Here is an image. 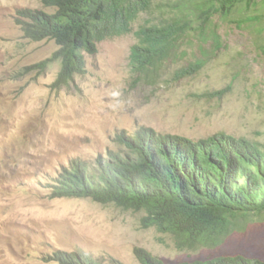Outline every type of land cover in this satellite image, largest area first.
<instances>
[{"label": "rangeland", "instance_id": "rangeland-1", "mask_svg": "<svg viewBox=\"0 0 264 264\" xmlns=\"http://www.w3.org/2000/svg\"><path fill=\"white\" fill-rule=\"evenodd\" d=\"M25 8L54 11L42 0H0V264H60L44 257L58 248L126 264H141L137 247L168 263L234 253L264 259V218L254 217L218 246L189 250L172 234L143 225V211L89 197H51L44 185L72 159L92 162L118 149L116 135L142 125L193 140L223 131L264 147V32L235 22L251 13L245 2L218 21L224 47L188 77L172 79L177 67L200 56L197 44L182 40L188 59L166 66L156 85L137 80L129 65L136 42L130 33L101 41L86 55V73L60 90L51 87L59 61L21 75L58 49L47 36H25L16 22ZM162 9L168 11L166 4ZM160 15L156 9L138 21ZM225 87L221 97L203 96Z\"/></svg>", "mask_w": 264, "mask_h": 264}, {"label": "trees", "instance_id": "trees-1", "mask_svg": "<svg viewBox=\"0 0 264 264\" xmlns=\"http://www.w3.org/2000/svg\"><path fill=\"white\" fill-rule=\"evenodd\" d=\"M56 8L50 13L25 8L19 11L25 35L48 36L59 45L53 54L21 74L43 70L59 60L60 69L51 87H71L87 71L86 55L95 54L101 41L133 33L129 65L137 80L161 82L166 66L188 59L181 50L185 41L197 44L200 56L177 67L172 79L199 71L222 47L219 20L245 2L251 13L239 26L264 32V0H42ZM168 7V11L162 9ZM159 9L156 20H138ZM138 26L135 27V24ZM258 27V28H257ZM264 50V43L262 44ZM229 87L206 92L221 97ZM120 147L109 149L94 161L72 159L56 179L46 184L53 197H90L94 201L134 211H144L142 224L173 235L180 248L215 247L254 217L264 218V147L248 137L223 131L193 140L140 126L133 133H118ZM135 254L142 264H264V259L243 253L221 254L168 263L144 248ZM50 258L63 264H125L111 257L95 259L76 251L54 250Z\"/></svg>", "mask_w": 264, "mask_h": 264}, {"label": "clouds", "instance_id": "clouds-1", "mask_svg": "<svg viewBox=\"0 0 264 264\" xmlns=\"http://www.w3.org/2000/svg\"><path fill=\"white\" fill-rule=\"evenodd\" d=\"M55 10H56V8H54V11L53 12H55ZM45 11V10H44ZM46 12H48V11H46ZM53 12H50V13H53ZM18 17H21V14L19 13V16ZM17 17V18H18ZM17 18H16V22H17ZM18 23V22H17ZM19 24V23H18ZM20 26H21V24H19ZM21 28H22V26H21ZM23 30V29H22ZM24 31V30H23ZM24 34H25V32H24ZM26 36V35H25ZM26 37H28V36H26ZM43 37H45V36H43ZM43 37H41V38H43ZM48 37V36H47ZM31 38V37H30ZM41 38H33V39H41ZM54 40V39H53ZM55 41V40H54ZM56 42V41H55ZM56 44H57V42H56ZM58 45V44H57ZM58 47H59V45H58ZM57 50V49H56ZM53 54V53H52ZM51 54V55H52ZM50 55V56H51ZM50 56H48V57H50ZM48 57H46V58H48ZM45 58V59H46ZM44 60V59H43ZM42 61V60H41ZM40 61V62H41ZM55 61H59V60H55ZM52 62H54V61H52ZM51 62V63H52ZM60 62V61H59ZM39 63V62H38ZM51 63H49V64H51ZM27 66V65H26ZM60 66H61V63H60ZM58 74V73H57ZM22 75V74H21ZM25 75V74H24ZM57 76V75H56ZM56 78V77H55ZM55 80V79H54ZM53 80V81H54ZM52 81V82H53ZM52 84V83H51ZM64 89V88H63ZM142 126H146V125H142ZM150 127H152V126H150ZM139 128V127H138ZM154 128V127H153ZM155 129V128H154ZM133 133V132H132ZM161 133H163V132H161ZM108 151V150H107ZM50 184V183H52V182H45V186H46V184ZM47 187V186H46ZM48 188V187H47ZM49 189V195H50V188H48ZM51 196V195H50ZM51 197H53V196H51ZM90 198V197H89ZM101 203V202H100ZM102 204H104V203H102ZM144 212V211H143ZM144 215H145V213H144ZM156 227V226H155ZM59 250H64V251H67V252H69V253H73V252H76V251H80V252H84V253H86V254H89V255H91L92 257H94L96 260L97 259H101L102 261H108L109 259H104L103 257H99V256H96L95 254H93L92 252H88V251H85V250H83V249H81V248H75V249H73V250H66V249H63V248H58ZM55 250H57V249H55ZM54 250H52V251H50V252H48V253H46L45 254V259L47 260V261H56V262H59L60 264H63V263H61L60 261H58V260H55V259H52V258H50V254L53 252ZM136 255V254H135ZM114 258V257H113ZM117 259V258H116ZM119 260V259H118ZM121 261V260H120ZM123 262V261H122ZM140 262V261H139ZM125 263V262H124ZM141 263V262H140ZM126 264V263H125ZM142 264V263H141Z\"/></svg>", "mask_w": 264, "mask_h": 264}]
</instances>
